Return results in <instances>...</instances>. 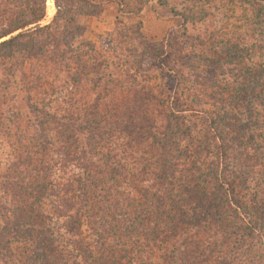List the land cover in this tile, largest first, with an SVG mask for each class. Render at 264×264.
<instances>
[{
    "label": "trees",
    "instance_id": "trees-1",
    "mask_svg": "<svg viewBox=\"0 0 264 264\" xmlns=\"http://www.w3.org/2000/svg\"><path fill=\"white\" fill-rule=\"evenodd\" d=\"M11 1L17 9L0 30V132L8 136L19 120L24 133L34 129L37 150L17 157L31 173L25 182L14 180L13 163L6 174L0 264H264V59L241 63L264 50V0L208 8L187 0L178 16L191 48L221 46L233 67L211 78L219 64L192 52L191 65L168 71L164 89L125 79L136 80L139 62L161 58L159 42L135 33L140 51L128 38L112 57L73 44L84 31L77 17L99 14L104 0H54L46 24L45 0ZM221 11L229 16L208 37L197 34ZM12 59L19 89L5 76ZM65 71L97 90L78 113L70 98L56 104L53 77ZM16 90L31 116L18 114ZM61 168L68 176L56 174Z\"/></svg>",
    "mask_w": 264,
    "mask_h": 264
},
{
    "label": "rangeland",
    "instance_id": "rangeland-1",
    "mask_svg": "<svg viewBox=\"0 0 264 264\" xmlns=\"http://www.w3.org/2000/svg\"><path fill=\"white\" fill-rule=\"evenodd\" d=\"M191 1L194 4L196 3L198 6H205L208 4L206 5V8H208V6L210 7L212 5L213 0ZM167 2L168 5L164 4L162 0H104L103 9L99 14L80 15L77 17V22L83 27L84 31L81 36L73 40V44L83 48L84 51H88L91 56H94V52H99L103 53L104 57H112L113 54H117L118 52L122 53L123 43L119 42L125 41L126 45V40L129 41L128 38L131 39L132 44H135L134 46L136 47L137 51H140V47L138 44H136L137 40H134L133 38L138 37V35H140L139 38L143 39L144 41L156 43L159 42V44L163 46L164 50V54L161 56V58L155 61L146 59L143 65L141 62H139V66L140 64L142 66L141 71L132 70L135 72L133 76L136 78V80H134V78L131 76L127 77L126 75L125 79L133 81L135 84L149 80L152 83H157L163 89L166 88L168 84L170 85V82H168V71L170 69H185L184 66L191 65L189 57L192 52L203 54L208 59H211V61L214 60V62L219 64L220 73L212 71L211 78H214L215 73L220 75L221 78L219 79H222V77L226 78L224 76V72L229 68H232L233 65H228V60L230 58L229 56L225 55L224 50L222 49L223 47H216L215 45L208 42L202 45L196 44L194 48H191V41L188 37V33L190 31L184 30V27L181 23V18L178 16V11H183V9H185L187 6H192V3L187 2V0H167ZM176 2H178V4L175 6L176 10L174 13L171 11V7ZM12 4H15V1H0V30L5 26L6 21L4 18L8 17L11 14L10 12L14 13L17 9V6H15V9H10V7L12 8ZM242 7L243 5L238 4V6L235 7L236 12L234 15H240V12H242ZM7 10L9 13L6 12ZM56 10L57 7L54 3V0H45V16L41 23H48V21L55 15ZM227 16L229 15L223 14L222 11L217 13L216 19L219 21L213 23L210 27H205L207 21L204 22L205 24L198 26L197 34H199L201 31H204V36L208 37L210 33L219 26L220 22H222V19L226 18ZM206 20L210 21L209 18H206ZM230 24L228 26H230ZM238 26L239 25L236 26V29ZM16 32L17 31L13 32L12 34ZM257 33H259V30ZM2 39L3 38H1V40ZM106 43H108L107 48L105 47ZM104 50H106L105 53ZM263 59L264 50H256L253 52V55L250 58L242 59L241 63L244 65L249 64L250 62L258 64V62L262 61ZM14 60L18 62L19 58L16 57ZM12 61L13 59L8 61V63L4 62L9 72V74L5 76H7V78H11V81L13 82L12 85H14L16 89H19L18 84H20V80L22 81L21 74L18 70L19 67L13 65ZM199 63V65L208 64V62L202 58L199 60ZM10 75L12 77H10ZM72 75L73 72L68 74V71H65L61 74H56L55 72V77H53L54 81L56 82V85L57 83L60 85L58 87L60 89L55 93V98L56 104H58V102L61 100H69V98L71 100L77 101L76 105L78 113L79 109H82L81 103L87 98L90 99L96 96L97 90H95L93 87H90L88 83L84 87H80L79 84L73 82ZM13 89L14 88H12V90ZM17 91L18 90H16V93ZM114 91L115 92L112 94L115 95V97L118 96L119 99L122 98V95H124V92H119L115 88ZM19 92L17 94L19 97H21ZM19 97L15 99L18 100ZM21 98L23 102L19 103L16 101L13 103V105L19 109L20 112L18 114L23 113L31 116L32 112L25 103V95H23ZM86 107L87 106H85V108ZM54 109L55 106L53 110ZM11 111L13 112V108L4 112L5 116H8V113H11ZM14 125L15 127H13L11 132H8L10 133L8 136L4 135V133L7 134V132H0V196L3 199L10 198L8 182L6 180V174L8 173L10 166L15 164V166L18 168L15 171V181H21L22 178L23 180L26 179L27 175L31 173H29V170H27L28 174H26V172H21L22 170L20 169H23L25 165H19L20 163L18 162H22L24 158L19 161L17 157L22 156L26 158L30 155L35 156L34 153L35 150H37L36 141H32L31 139L34 129L25 130L24 133L22 129L24 123H21L18 120L14 122ZM17 130H20L19 132L22 134V136L20 135V138L15 139L12 136V133ZM54 171L61 178L68 176V168L55 169ZM46 204L47 208H50V202L48 201ZM57 224H64L62 218H57ZM3 257L6 259L8 254L4 255Z\"/></svg>",
    "mask_w": 264,
    "mask_h": 264
}]
</instances>
